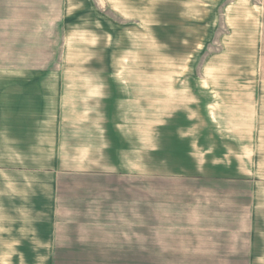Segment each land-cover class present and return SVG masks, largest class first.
Returning <instances> with one entry per match:
<instances>
[{
	"label": "crops",
	"instance_id": "1",
	"mask_svg": "<svg viewBox=\"0 0 264 264\" xmlns=\"http://www.w3.org/2000/svg\"><path fill=\"white\" fill-rule=\"evenodd\" d=\"M66 1L0 0V262L101 259L138 229L181 255L160 260L264 264V77H160L150 101L148 76H52Z\"/></svg>",
	"mask_w": 264,
	"mask_h": 264
},
{
	"label": "rangeland",
	"instance_id": "2",
	"mask_svg": "<svg viewBox=\"0 0 264 264\" xmlns=\"http://www.w3.org/2000/svg\"><path fill=\"white\" fill-rule=\"evenodd\" d=\"M66 9L71 50L36 54L41 55L39 59L51 60L53 66L62 60L71 68L54 67L52 76L60 71L78 75L87 69L77 67L86 65L97 75L117 71L118 75L148 76L150 101L156 99L160 77L165 84L172 77H264V0H67ZM80 29L98 30L100 34L78 36L76 30ZM9 56L0 54V58ZM109 61L116 64L115 69L107 67ZM153 157L150 153L152 163L156 160ZM153 167L150 165V169ZM151 232L148 238H142L140 230L133 229L132 237L116 238V243L106 246L109 252L91 255L101 259L0 264L206 263L157 259L181 255L167 253V245H158ZM158 249L161 254H157Z\"/></svg>",
	"mask_w": 264,
	"mask_h": 264
}]
</instances>
